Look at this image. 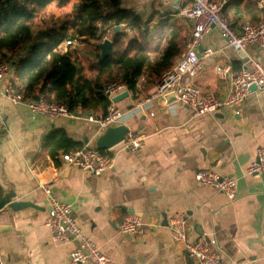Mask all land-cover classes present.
I'll return each instance as SVG.
<instances>
[{
  "label": "crops",
  "instance_id": "1",
  "mask_svg": "<svg viewBox=\"0 0 264 264\" xmlns=\"http://www.w3.org/2000/svg\"><path fill=\"white\" fill-rule=\"evenodd\" d=\"M174 1H121L122 7L132 9L155 32L158 49L148 53L150 64L163 54L171 36L180 47L174 64L190 33V20L172 8ZM224 13L238 23L261 21L264 0H227ZM122 26L130 32L127 24ZM207 47L215 52L202 60L190 82L220 99L229 93L231 77L246 65L248 55L264 66V48L250 45L245 51L235 50L216 27L204 35L196 53ZM25 53L23 48L9 56L14 61ZM160 75L143 73L136 90L115 104L130 108L154 88ZM9 82L15 86L18 82L12 68L0 87ZM88 112L103 115L101 108L81 113ZM125 124L143 134L142 145L134 152H113L112 166L93 176L67 166L61 155L86 142L94 145L95 123L33 116L25 105L0 94V198L8 194L10 201L38 206L0 209V225L6 226L0 232L4 264H69L68 254L76 243L63 245L51 238L44 224L48 197L43 184L49 185L57 200L71 205L72 217L99 251L122 264H192L164 224L177 212L188 216L190 239L214 231L221 250L235 264H264V176L245 174L257 150H264V90L250 88L237 107L199 115L186 105L160 98L144 112L129 116ZM202 168L233 177L235 199L230 201L221 191L196 181L194 174ZM129 210L142 218L143 234L119 233L118 225ZM159 232L166 239L158 237Z\"/></svg>",
  "mask_w": 264,
  "mask_h": 264
},
{
  "label": "built area",
  "instance_id": "2",
  "mask_svg": "<svg viewBox=\"0 0 264 264\" xmlns=\"http://www.w3.org/2000/svg\"><path fill=\"white\" fill-rule=\"evenodd\" d=\"M227 0H175L172 8L182 17L190 20V33L184 42L183 51L176 62L164 71L154 88L141 99L136 100L130 108L121 109L112 98L128 91L127 84L123 81H112L103 87V93L110 101L107 112L96 117L92 113L83 115L73 112L64 102L47 100L46 93L38 94V99L30 94L23 93L14 83L9 82L5 87H0V94L14 104L25 105L31 115H45L55 118H82L96 124L97 136L109 127L125 124L127 118L135 113H142L160 98L165 99L168 93H174L176 98L170 102L190 107L194 115L202 113H218L224 108H235L247 97L250 87L255 85L257 90H264V66L251 56H247L244 67L235 71L230 81V91L225 98L220 99L210 91H204L190 82L202 67V60L212 55V47L204 48L200 55L196 53L204 35L213 27L219 31L220 37L226 44L235 50L245 51L250 45L264 48V20L251 22L248 20L236 22L224 13ZM100 27L101 23L96 22ZM79 37L67 38L60 45V49L78 47ZM12 66L10 59L0 61V81L9 73ZM227 71H219L220 75ZM235 113L239 111L235 109ZM96 136V137H97ZM143 142V134L129 129L124 138L110 148L100 149L89 142L75 147L71 152L63 153L67 166L79 169L98 176L112 166L114 154L117 151H136ZM114 152V154H113ZM245 174L264 176V150L259 148L256 156L246 167ZM194 177L199 183L213 187L224 193L230 201L235 199L236 180L226 174H221L212 168L196 170ZM42 191L48 197V211L44 221L51 238L60 243L75 242L76 246L68 254L69 264H122L102 254L95 243L88 237L81 226L71 215V205L61 202L52 194L49 185H41ZM187 214L177 212L170 216L167 226L170 238L176 245L181 246L184 253L192 259V264H235L227 258L217 241L214 231L204 232L194 239L187 234ZM122 235L137 236L144 233L142 218L134 213H129L118 225ZM0 264H4V256L0 252Z\"/></svg>",
  "mask_w": 264,
  "mask_h": 264
},
{
  "label": "trees",
  "instance_id": "3",
  "mask_svg": "<svg viewBox=\"0 0 264 264\" xmlns=\"http://www.w3.org/2000/svg\"><path fill=\"white\" fill-rule=\"evenodd\" d=\"M54 1L64 7L70 0H0V61L26 49L24 56L11 60L16 86L25 94L46 93L47 100L64 102L73 112L101 108L105 114L110 105L103 93L107 83L123 81L134 92L143 73L159 76L180 52L171 36L163 54L150 64L148 53L158 49L155 32L132 9L122 7V0H75L72 13L37 26V14ZM76 36L84 47L59 48ZM106 37L110 50L99 59Z\"/></svg>",
  "mask_w": 264,
  "mask_h": 264
},
{
  "label": "water",
  "instance_id": "4",
  "mask_svg": "<svg viewBox=\"0 0 264 264\" xmlns=\"http://www.w3.org/2000/svg\"><path fill=\"white\" fill-rule=\"evenodd\" d=\"M120 28V26H116V29L118 30ZM110 44L111 41L108 38H105L103 40V42L101 43V52L99 55V59H102L103 57H105L110 50ZM79 67H77V71H79ZM250 88H255V85H252ZM128 96V91H123L117 95H115L112 98L113 102H118L121 99L125 98ZM165 100L167 103H170L172 101L175 100L176 96L174 93H168L165 96ZM35 99H38L37 95H34ZM128 130V126L126 124H121L115 127H109L107 128L103 133H101L100 135H98L94 141V146L100 148V149H106V148H110L112 146H114L115 144H117L119 141H121L124 138L125 133ZM10 197L11 195L6 194L5 196L0 198V209L3 208L4 206H8L10 209L16 211L22 208H26V207H38L37 205H35L34 203L30 202V201H21V200H13L10 201ZM130 213H134L136 214L134 211L129 210ZM164 224H167V221H164ZM6 226L5 225H0V232L5 230ZM158 237H160L161 239H166V235L164 232H159L158 233Z\"/></svg>",
  "mask_w": 264,
  "mask_h": 264
},
{
  "label": "rangeland",
  "instance_id": "5",
  "mask_svg": "<svg viewBox=\"0 0 264 264\" xmlns=\"http://www.w3.org/2000/svg\"><path fill=\"white\" fill-rule=\"evenodd\" d=\"M75 0H70L69 3L64 6V7H57V5L55 4V1L50 4L45 10L39 12L34 20L35 24L37 26H48L50 25V22L53 18H62L65 14H69L72 13V9H73V3ZM36 29V27H35ZM107 35L109 36L110 34L107 33ZM79 43L81 45H79L78 47H84L85 42H80L79 39ZM88 47L86 46L85 49H87ZM112 82V81H110Z\"/></svg>",
  "mask_w": 264,
  "mask_h": 264
}]
</instances>
